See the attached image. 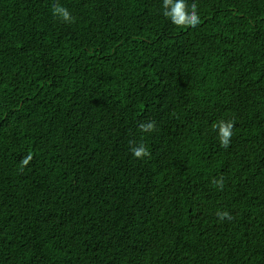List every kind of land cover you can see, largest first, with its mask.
Instances as JSON below:
<instances>
[{
  "label": "trees",
  "instance_id": "obj_1",
  "mask_svg": "<svg viewBox=\"0 0 264 264\" xmlns=\"http://www.w3.org/2000/svg\"><path fill=\"white\" fill-rule=\"evenodd\" d=\"M193 2L0 0V264H264V0Z\"/></svg>",
  "mask_w": 264,
  "mask_h": 264
},
{
  "label": "clouds",
  "instance_id": "obj_2",
  "mask_svg": "<svg viewBox=\"0 0 264 264\" xmlns=\"http://www.w3.org/2000/svg\"><path fill=\"white\" fill-rule=\"evenodd\" d=\"M162 7L163 15L177 27H196L200 23L197 4L195 2L189 5L187 0H162ZM52 14L53 16L67 23L74 21V17L71 15L69 10L59 3L53 6ZM155 124L156 122L154 120L141 122L139 124V128L142 132L151 133L156 130ZM213 128L217 131L220 145L224 148H227L230 145L231 137L233 135L232 129L234 128V123L231 120H220L213 125ZM130 151L137 159H143L144 157L150 155L149 149L143 143L132 146ZM31 160V154L25 156L21 160V169L26 167ZM213 183L216 184L220 189L223 188L222 181L213 180ZM216 216L219 221L232 218L231 214L227 211H217Z\"/></svg>",
  "mask_w": 264,
  "mask_h": 264
}]
</instances>
